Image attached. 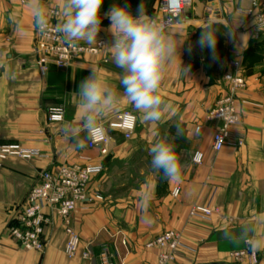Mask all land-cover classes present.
<instances>
[{
	"label": "crops",
	"instance_id": "obj_1",
	"mask_svg": "<svg viewBox=\"0 0 264 264\" xmlns=\"http://www.w3.org/2000/svg\"><path fill=\"white\" fill-rule=\"evenodd\" d=\"M156 2L104 0L101 11L107 13L120 4L135 14L143 4L153 17ZM45 3L60 10L61 0ZM248 6L247 0H191L185 6L180 20L166 26L181 45V68L189 69L185 74L176 60L162 82L170 112L159 123L146 122L123 101L100 120L110 136L108 153L101 154L97 147L86 146L83 133L84 146L74 147L63 125L79 121L73 93L92 68L101 69L123 92V72L113 63L111 50L106 62L82 55L66 69L50 67L42 74L33 55L35 28L27 0H0V144L18 143L43 155L28 160L10 157L0 166V264H100L103 249L123 264H155L158 249L146 243L170 229L180 232L176 264H236L230 252L240 249L256 253L259 264H264V247L254 249L243 240L251 235L253 242L264 241V32L256 31L254 19L243 12ZM209 22L218 29L215 58L198 44ZM109 26L105 16L97 40H112ZM237 57L246 86L239 93L240 121L233 131L244 134V143L229 142L214 151L212 135L221 123L204 116L224 93L223 74ZM51 107L63 109L61 122L48 121ZM124 109L136 115L135 130L127 139L104 123ZM197 125L201 130L195 134ZM164 138L176 144L180 155L183 168L178 181L170 182L151 168L149 148ZM195 151L202 153L200 163L192 161ZM61 164L102 167L88 183L89 194L98 193L102 199L78 202L71 214L80 238L71 258L64 254V228L55 214L44 230L41 251L22 248L8 233L40 173ZM208 202L220 208L210 219L189 215L191 205ZM86 246L89 260L83 256ZM241 264H248V259Z\"/></svg>",
	"mask_w": 264,
	"mask_h": 264
},
{
	"label": "built area",
	"instance_id": "obj_2",
	"mask_svg": "<svg viewBox=\"0 0 264 264\" xmlns=\"http://www.w3.org/2000/svg\"><path fill=\"white\" fill-rule=\"evenodd\" d=\"M249 6L243 12L254 19L256 16L264 17V0H247ZM191 0H158L156 16L158 22L166 26L180 20L184 8ZM54 13L60 10L50 7ZM58 22L56 15L50 20V28L47 35H42L35 28V44L33 55L38 70L44 74L50 67L66 69L71 62L82 55L98 56L104 62L107 61V54L110 50L109 42L105 38L98 39L96 43L87 45L81 42L78 46H71L65 43L62 37L55 31ZM264 23V21H262ZM254 29L258 30L254 23ZM242 63L239 57L230 61V69L224 72L225 90L214 105L207 110L204 119L206 121L219 120L218 126L212 135V149L219 151L225 144L231 142L235 146L244 143V134L233 131V127L240 121L238 109L239 93L246 86L245 76L241 73ZM63 109L61 107H51L48 109L47 119L50 122H61L63 120ZM110 129L118 131L123 138H130L136 127V115L130 109H124L104 122ZM201 125L194 128V133L198 134ZM110 136L107 134L104 124L99 123V127L93 138L86 141L88 148H98L101 154L108 153ZM36 156H43L38 149L27 148L18 143L0 144V166L10 157L24 160ZM202 153L195 151L192 156L194 163H200ZM101 166L61 164L55 169H45L40 173L39 180L34 183L25 198L21 210L16 215L14 223L8 227L10 237L26 250H43L45 241L44 230L52 223L53 215H57L63 224L65 242L63 246L64 254L71 258L79 248L80 238L76 230L71 225V214L76 209L78 202H90L94 199L101 200L98 193L90 195L88 183L93 174L98 173ZM178 193V188L173 191ZM217 205L208 203H195L189 208L191 217L210 219L212 214L219 212ZM181 245L180 232L176 230H166L155 236L146 243V247H156L158 249L155 264H176L175 258L178 247ZM236 264H241L244 258L248 259V264H259L260 259L254 252H247L240 249L230 252ZM86 259H91L89 247L83 251ZM100 264H123L117 261L113 254L107 249L99 253Z\"/></svg>",
	"mask_w": 264,
	"mask_h": 264
},
{
	"label": "clouds",
	"instance_id": "obj_3",
	"mask_svg": "<svg viewBox=\"0 0 264 264\" xmlns=\"http://www.w3.org/2000/svg\"><path fill=\"white\" fill-rule=\"evenodd\" d=\"M32 12L33 27L42 35H47L50 20L56 15L55 31L63 41L71 46L81 42L92 45L97 42L102 19L110 20L108 31L113 36L109 46L115 66L122 70L121 93L98 68L79 84L77 97L80 119L65 122L63 132L67 139L74 141V147H83L81 134L94 137L100 120L123 101L132 105L146 122L159 123L170 112V105L162 94V82L174 61H179L180 69L188 74V68H181L177 42L164 23L149 16L141 4L134 14L129 6L114 4L102 14L104 0H61L58 13L50 10L45 0H27ZM14 19V17H13ZM264 17L256 16L258 30L264 32ZM201 32L198 44L207 48L216 57L218 29L209 22ZM232 35L234 31H227ZM181 130L177 129V134ZM151 168L154 173L168 181L181 178L183 165L176 144L166 138L155 141L149 148ZM227 238L231 236L225 234ZM254 249L264 247V241L253 242L251 235L245 239Z\"/></svg>",
	"mask_w": 264,
	"mask_h": 264
},
{
	"label": "rangeland",
	"instance_id": "obj_4",
	"mask_svg": "<svg viewBox=\"0 0 264 264\" xmlns=\"http://www.w3.org/2000/svg\"><path fill=\"white\" fill-rule=\"evenodd\" d=\"M158 1V0H157ZM155 10H157V2H156V8H155ZM156 16V13H155V15L153 16V18Z\"/></svg>",
	"mask_w": 264,
	"mask_h": 264
}]
</instances>
